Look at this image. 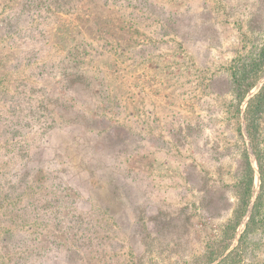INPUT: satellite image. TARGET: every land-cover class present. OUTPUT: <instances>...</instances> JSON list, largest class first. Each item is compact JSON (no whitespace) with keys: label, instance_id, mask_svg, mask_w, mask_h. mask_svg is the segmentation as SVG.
Returning <instances> with one entry per match:
<instances>
[{"label":"rangeland","instance_id":"374dc122","mask_svg":"<svg viewBox=\"0 0 264 264\" xmlns=\"http://www.w3.org/2000/svg\"><path fill=\"white\" fill-rule=\"evenodd\" d=\"M263 17V0H0V264H193L201 191L213 228L231 216L228 66ZM250 248L264 264V228Z\"/></svg>","mask_w":264,"mask_h":264},{"label":"trees","instance_id":"16d2710c","mask_svg":"<svg viewBox=\"0 0 264 264\" xmlns=\"http://www.w3.org/2000/svg\"><path fill=\"white\" fill-rule=\"evenodd\" d=\"M264 5V0H263ZM205 21V19H203ZM247 34H242L240 47L228 66V93L234 103V136L231 156L234 164L233 203L231 216L218 228L212 223L221 214L220 198H209L204 189L202 209L204 223L193 231V239L203 242V251L193 264H249L253 256L252 237L264 228V165L261 154V125L264 115V82L258 91L245 103L243 125L240 123L241 106L249 93L264 78V17L259 24L247 23ZM247 142L245 140V135ZM254 156L259 174V192L254 196L255 170L251 164L250 153ZM247 221L237 238L243 220ZM190 218L185 222L188 226ZM178 217L168 216L165 224L176 227ZM184 232V231H183ZM171 237L182 238L184 233L175 228L168 232ZM189 234V233H187ZM188 237V236H185Z\"/></svg>","mask_w":264,"mask_h":264}]
</instances>
